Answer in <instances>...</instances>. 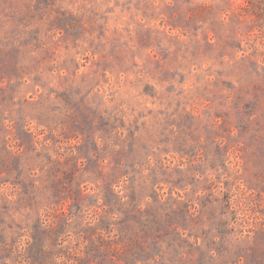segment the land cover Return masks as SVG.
<instances>
[{
	"label": "rangeland",
	"instance_id": "374dc122",
	"mask_svg": "<svg viewBox=\"0 0 264 264\" xmlns=\"http://www.w3.org/2000/svg\"><path fill=\"white\" fill-rule=\"evenodd\" d=\"M0 264H264V0H0Z\"/></svg>",
	"mask_w": 264,
	"mask_h": 264
}]
</instances>
